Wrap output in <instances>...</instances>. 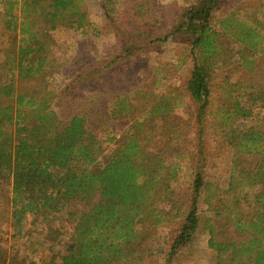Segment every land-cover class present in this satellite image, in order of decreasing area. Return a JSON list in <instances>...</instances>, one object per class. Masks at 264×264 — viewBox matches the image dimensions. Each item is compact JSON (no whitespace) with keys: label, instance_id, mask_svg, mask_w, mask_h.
Segmentation results:
<instances>
[{"label":"trees","instance_id":"obj_1","mask_svg":"<svg viewBox=\"0 0 264 264\" xmlns=\"http://www.w3.org/2000/svg\"><path fill=\"white\" fill-rule=\"evenodd\" d=\"M82 1L0 0L8 38L0 41V264H145L166 224V257L150 264L193 255L205 230L214 264H264V0L223 14L231 0H193L164 35L142 25L110 59L87 60L57 85L54 34L89 32ZM131 12L143 16V4ZM170 41L191 59L184 87L156 91L125 78L110 88L115 67ZM214 144L230 154L225 178L210 170ZM63 214L72 229L61 243L52 224ZM29 215L45 230L42 259L25 256L39 247L23 233ZM8 227L24 238L21 254L3 245Z\"/></svg>","mask_w":264,"mask_h":264},{"label":"rangeland","instance_id":"obj_2","mask_svg":"<svg viewBox=\"0 0 264 264\" xmlns=\"http://www.w3.org/2000/svg\"><path fill=\"white\" fill-rule=\"evenodd\" d=\"M193 0H83L82 8L91 22V28L88 33L81 31L64 30L54 34L57 39L56 45L50 53V66L53 73V81L60 85L64 82L65 74H74L85 65V61L91 60L90 64L100 63L104 59H110L118 49L124 44L126 36L142 25H147L155 35L162 36L175 26L182 15L184 8ZM242 0H231L229 5L224 6L222 14L231 8H234ZM247 4L254 3V0H247ZM137 3L143 4V16L136 17L132 14L131 9ZM260 5V3H254ZM216 17L221 18V12H215ZM6 26L4 24L3 11L0 6V41L8 39L5 35ZM182 43L168 42L157 46L150 56H144L146 59L136 61L133 66L126 67L120 65L113 69V80L110 82V88L113 83L120 82L125 78H134L141 87H154L156 91L168 87H184L191 69V59L184 51ZM182 59V60H180ZM124 69V70H123ZM137 78V79H136ZM161 78L159 85L155 86L154 81ZM153 90V89H151ZM153 90V91H155ZM236 98L247 100L246 93H239ZM104 103V99H99V105ZM99 105L97 107H99ZM185 106L179 108L178 116L182 121L187 122ZM98 115V114H96ZM100 116V115H99ZM121 127V126H120ZM113 134L118 137L120 128L115 123ZM99 135L104 140L105 145L113 147L114 144L107 140L109 132L101 127ZM214 137H210L213 140ZM210 140V141H211ZM215 145V153L212 157L211 172L216 177L225 178L226 169L229 163L230 154L222 151L219 146ZM187 181H180L176 188L186 187ZM225 202L230 203L228 197ZM205 209V204L201 205ZM204 211V210H203ZM204 215V214H203ZM36 220L34 216L29 215L23 233L28 232L31 242L36 241L39 244L36 254L34 248L25 251L27 257H39L49 255L48 242L45 240L42 226L39 224L32 226L31 222ZM53 227L61 228V243L67 240V233L72 229L71 223L67 216L63 214L57 221L53 222ZM175 226V225H174ZM173 234V225L166 224L157 230L156 235L149 240L145 255L153 253L154 256H148L144 259L145 264H150L153 259L163 260L166 257L171 236ZM3 245L9 249L10 253L21 254L23 250V236H14L11 227L3 235ZM209 235L207 230L202 231L198 241L194 244L193 255L175 258L171 264H214V251L208 247Z\"/></svg>","mask_w":264,"mask_h":264}]
</instances>
